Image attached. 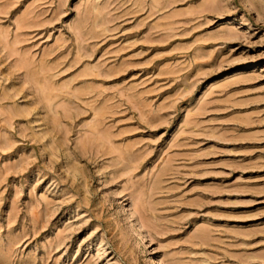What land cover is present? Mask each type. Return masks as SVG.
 <instances>
[{
    "label": "rangeland",
    "instance_id": "1",
    "mask_svg": "<svg viewBox=\"0 0 264 264\" xmlns=\"http://www.w3.org/2000/svg\"><path fill=\"white\" fill-rule=\"evenodd\" d=\"M150 258L264 264V0H0V264Z\"/></svg>",
    "mask_w": 264,
    "mask_h": 264
},
{
    "label": "bare ground",
    "instance_id": "2",
    "mask_svg": "<svg viewBox=\"0 0 264 264\" xmlns=\"http://www.w3.org/2000/svg\"><path fill=\"white\" fill-rule=\"evenodd\" d=\"M152 255H153V253H151V257H153ZM150 260H151V261L153 260V262H154L155 264H159L154 258H150Z\"/></svg>",
    "mask_w": 264,
    "mask_h": 264
}]
</instances>
